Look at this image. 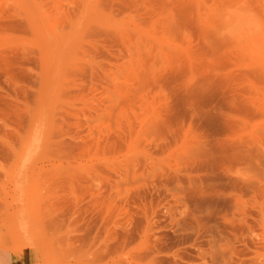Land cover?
Listing matches in <instances>:
<instances>
[{"label":"rangeland","instance_id":"rangeland-1","mask_svg":"<svg viewBox=\"0 0 264 264\" xmlns=\"http://www.w3.org/2000/svg\"><path fill=\"white\" fill-rule=\"evenodd\" d=\"M258 38L264 0H0V249L33 243L24 264L41 246L54 264H264ZM222 101L223 137L255 157H190L204 143L183 127H224Z\"/></svg>","mask_w":264,"mask_h":264},{"label":"bare ground","instance_id":"bare-ground-1","mask_svg":"<svg viewBox=\"0 0 264 264\" xmlns=\"http://www.w3.org/2000/svg\"><path fill=\"white\" fill-rule=\"evenodd\" d=\"M258 39L261 41V43H260V41H256L257 44L254 47H250L252 50H257L260 47V45L263 43V41H264L261 38H258ZM253 44H255V43H250L249 46H252ZM262 47H264L263 44H262ZM261 55H263V51H261ZM249 97H251V96H249ZM230 98H232V97H230ZM212 99H213V97H212ZM221 99H220V101H221ZM227 99H228V97H227ZM208 102H209V100H208ZM223 105H224V102L223 101L221 103H216V106L213 107V111L216 112V113H214V116L217 117L219 120H221L223 122L222 124L225 125L224 127H222L218 123L217 124H210V126H207V128H206L207 129V132L204 131V129H202L200 125L197 126L196 129H193V127H191V126L183 127V134H184V139L183 140H185L188 137H190L192 130H194V132L197 133V138H198L197 140L199 142L201 141V142L204 143L203 147L198 148V150L195 152V154L192 155V156H190V157H215L216 159H218L220 161H225L229 157H242V158H245V159H247L248 157H255V155H256L255 150L252 149L251 147H247L243 143L238 142L237 140L230 139V138H224L223 137V135H225L226 133H228V132H225L227 126H230V128H233L231 126L232 124H228L227 123L228 122V118L227 117L229 116V114L227 113V111H225ZM191 110H192V108H191ZM251 112H252V110H251ZM214 116L212 114V119H214L213 118ZM232 120H234V119H232ZM236 126H238L240 129L242 128L241 125H236ZM204 127H206V126H204ZM162 132H164V130ZM166 132H168L169 134H171L172 139L174 140V143L173 144H170L167 147L168 150H171L172 151L173 148H174V146L176 145L175 142H176V139H177V136L179 135V133L176 131V129H171L170 127H167V131ZM210 134H214V135L217 134L216 137H218L219 139L217 138V139L209 140ZM192 135L195 137L194 133ZM216 137H214V138H216ZM32 244L33 243L26 244V246H23L20 242H15L10 249H12L13 251H15V253L16 252H22V250L24 248L31 247ZM0 245L1 246H4L3 243H1ZM41 251H42V261L43 262L42 263H38V264H54L53 261H52L53 260L52 257L47 262H44V248L42 246H41Z\"/></svg>","mask_w":264,"mask_h":264},{"label":"crops","instance_id":"crops-1","mask_svg":"<svg viewBox=\"0 0 264 264\" xmlns=\"http://www.w3.org/2000/svg\"><path fill=\"white\" fill-rule=\"evenodd\" d=\"M22 252H12L0 249V264H24L19 259Z\"/></svg>","mask_w":264,"mask_h":264}]
</instances>
